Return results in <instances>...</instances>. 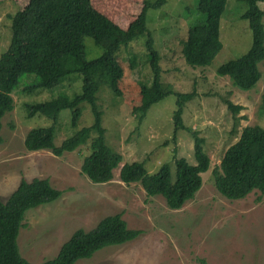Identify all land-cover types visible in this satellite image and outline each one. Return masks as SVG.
I'll use <instances>...</instances> for the list:
<instances>
[{"label": "rangeland", "instance_id": "374dc122", "mask_svg": "<svg viewBox=\"0 0 264 264\" xmlns=\"http://www.w3.org/2000/svg\"><path fill=\"white\" fill-rule=\"evenodd\" d=\"M28 1L0 0V55L9 45L10 17L24 9ZM144 1L90 3L95 12L125 30L140 13ZM244 1L227 0L220 19L222 49L205 68H191L181 56V43L189 27L202 20L197 0H168L161 10L148 12L146 27L160 56L163 85L174 92L193 95L183 108L185 129L175 137L173 95L154 105L141 122L133 113V108L140 105V87L149 86L152 79L144 38L136 36L120 47L115 55L121 73L119 93L116 95L103 86L97 94L105 143L123 159L109 183L93 184L82 175L83 159L91 153L89 144L62 157L24 148L30 130L47 128L52 123L39 114L29 117L27 106L79 93L80 78L71 76V80L53 90L26 91L36 77H20L11 94L14 109L1 121L0 200L6 201L22 178L47 179L61 192L58 200L26 212L17 238L23 259L31 264L51 260L76 230L90 231L102 218L120 215L129 229L141 234L131 242L105 248L76 264H200L199 260L207 264H264V197L253 192L243 200L228 201L217 193L212 182L213 169L219 166L225 151L238 141L242 130L250 126L264 129V62L258 65L262 79L247 92L235 88L229 78L216 74L220 65L239 58L251 46L248 23L241 19L247 7ZM259 7L264 11V3ZM84 46L86 60L100 56V49L91 39L86 38ZM226 101L242 108L235 117L227 109ZM80 110L75 129L70 126L69 111L59 114L55 146L92 124L89 106L81 104ZM193 134L203 140L210 168L201 175L202 187L195 198L180 210H169L161 197H147L139 184L119 182V169L124 164L142 162L148 173H155L168 163L172 177L175 157L194 165Z\"/></svg>", "mask_w": 264, "mask_h": 264}, {"label": "trees", "instance_id": "16d2710c", "mask_svg": "<svg viewBox=\"0 0 264 264\" xmlns=\"http://www.w3.org/2000/svg\"><path fill=\"white\" fill-rule=\"evenodd\" d=\"M168 0H145L136 19L127 29H120L95 12L90 0H29L21 11L10 17L11 37L7 49L0 55V131L2 118L14 109L11 96L20 77L33 75L36 82L25 90H53L71 76L81 80L79 93L69 97L59 95L50 101L27 106L28 116L37 114L50 120L51 126L30 130L24 139L28 152L49 151L55 157L72 153L89 144L91 153L83 159L80 171L93 184H106L122 163V156L105 143L102 112L97 106V94L105 86L118 94L121 73L115 55L120 47L136 36L144 38L147 61L152 79L149 86L140 87V105L133 108L138 121L148 111L170 95L175 97L173 113L174 137L184 130L183 108L192 94L174 92L162 83L160 56L154 47L153 36L146 27L149 11L161 10ZM246 10L241 19L248 23L251 46L235 60L220 65L216 74L227 77L232 85L244 92L253 90L262 79L258 65L264 62V0H245ZM227 0H197V12L202 20L193 24L181 43V56L191 68L211 65L222 49L220 19ZM89 38L100 49L94 60H86L84 40ZM87 104L92 124L81 128L55 146V126L62 111L70 112V126L75 129L81 117L80 105ZM227 109L235 117L240 106L226 101ZM264 112V95L262 96ZM193 157L190 165L183 158H174V177L170 165L164 163L155 173H148L142 162L124 164L119 169V182L139 184L147 197H161L166 207L180 210L192 201L202 187L201 175L210 168V160L203 150V140L193 134ZM2 139L0 137V144ZM175 153V151H174ZM217 193L228 201H240L253 192L264 197V129L245 127L238 141L224 153L218 167L212 171ZM6 201L0 200V264H31L23 259L17 245L19 231L27 211L58 200L61 192L47 179L22 178ZM141 231L129 229L120 215L107 216L90 231L76 230L51 260L40 264H76L91 259L97 252L133 241ZM200 264H207L199 260Z\"/></svg>", "mask_w": 264, "mask_h": 264}]
</instances>
